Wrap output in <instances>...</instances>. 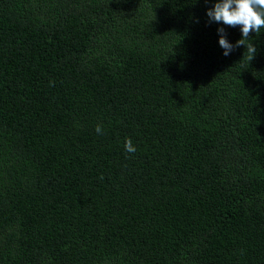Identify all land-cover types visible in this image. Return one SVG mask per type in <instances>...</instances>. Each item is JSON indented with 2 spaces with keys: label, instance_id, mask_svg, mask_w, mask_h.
Returning a JSON list of instances; mask_svg holds the SVG:
<instances>
[{
  "label": "trees",
  "instance_id": "obj_1",
  "mask_svg": "<svg viewBox=\"0 0 264 264\" xmlns=\"http://www.w3.org/2000/svg\"><path fill=\"white\" fill-rule=\"evenodd\" d=\"M215 2L0 0V264H264V28Z\"/></svg>",
  "mask_w": 264,
  "mask_h": 264
},
{
  "label": "clouds",
  "instance_id": "obj_2",
  "mask_svg": "<svg viewBox=\"0 0 264 264\" xmlns=\"http://www.w3.org/2000/svg\"><path fill=\"white\" fill-rule=\"evenodd\" d=\"M207 16L210 23L239 27L242 32V38L233 45L228 41L223 27L217 30L220 35L219 45L224 49L225 56L235 48L245 46V55H248L250 61L254 58L257 49L247 41L252 32L259 33L261 28H264V0H216L214 6L208 9ZM95 130L98 134H103L102 125L98 124ZM124 147L128 152H135L130 138H126Z\"/></svg>",
  "mask_w": 264,
  "mask_h": 264
}]
</instances>
